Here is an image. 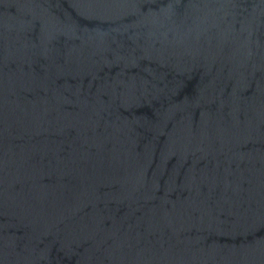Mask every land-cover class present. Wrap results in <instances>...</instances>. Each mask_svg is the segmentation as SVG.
<instances>
[{"label":"water","instance_id":"obj_1","mask_svg":"<svg viewBox=\"0 0 264 264\" xmlns=\"http://www.w3.org/2000/svg\"><path fill=\"white\" fill-rule=\"evenodd\" d=\"M0 264H264V0H0Z\"/></svg>","mask_w":264,"mask_h":264}]
</instances>
